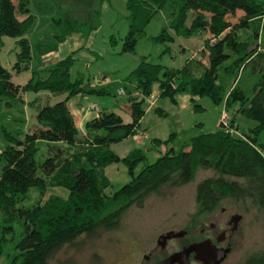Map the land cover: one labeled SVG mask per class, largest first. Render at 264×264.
I'll list each match as a JSON object with an SVG mask.
<instances>
[{"label": "trees", "instance_id": "obj_1", "mask_svg": "<svg viewBox=\"0 0 264 264\" xmlns=\"http://www.w3.org/2000/svg\"><path fill=\"white\" fill-rule=\"evenodd\" d=\"M52 1L60 15L55 23L61 29L58 39L99 25L98 10L93 11L95 18L87 26L86 16L72 17L71 5L62 9L66 0ZM125 8L128 30L120 53L135 51L148 22L163 9L173 15V33L163 28L153 37L155 41L169 43L174 36L189 38L201 31L208 34L198 54L180 68L145 59L138 62L121 85L127 104L119 108L129 114L128 122L114 111L101 110L80 133L68 100L77 94L116 99L118 94L110 86L84 82L81 75L71 80V56L49 67L44 77L31 71L23 85L12 82L11 72L0 61V101L5 105L22 102L25 91L65 94L63 100L50 104L46 99L37 107L38 125L22 138L2 133L0 254H8L9 249L16 252L9 264H77L72 257L57 255L64 248H80L102 232L117 230L126 210L143 207L150 196L160 195L164 189L192 182L199 169L212 170L215 176L196 185L197 213L214 211L222 201L230 200L255 209L264 226V0H125ZM237 11L242 14L231 23L228 17ZM33 25L29 0H0V52L3 37L14 39L18 47L12 66L15 72L30 67L31 47L26 35ZM251 26L242 38L241 32ZM164 51H169V46ZM128 82L134 86L128 88ZM154 84L162 98L174 102L179 93L208 97L221 107L220 115L224 110L233 111V116L242 114L255 124L244 138L219 126L191 137L177 151L167 147L173 133L166 139L153 138V148L163 145L165 149L151 163L145 162L142 148L120 157L110 145L136 135ZM234 121L237 123L232 117ZM117 162L124 164L130 179L108 195L105 190L111 183L105 168ZM54 188L63 189L65 197L54 193ZM239 264H264V246Z\"/></svg>", "mask_w": 264, "mask_h": 264}, {"label": "rangeland", "instance_id": "obj_2", "mask_svg": "<svg viewBox=\"0 0 264 264\" xmlns=\"http://www.w3.org/2000/svg\"><path fill=\"white\" fill-rule=\"evenodd\" d=\"M66 1L62 4V9L67 4L71 5L72 17L76 16V14L86 16L88 21L87 26L92 25L95 18L92 13L94 10H98L96 17L99 20L100 27L97 29L96 39L100 40L103 44L105 37L111 34L117 39V43L114 44L120 45L118 38L124 36L128 30L125 0ZM29 10L34 16V25L26 35L31 47L32 58L30 67L20 72H15L12 68L16 61V53L18 52L14 39L3 37V47L0 52V61L11 72V80L21 85L30 79L31 71L42 67L44 58L49 53H54L59 48L57 39L53 35L58 36L61 33V29L55 24L56 19L60 15L54 1L29 0ZM241 14L240 11H237L235 16L228 18L231 23H236ZM18 17L23 18L25 16L18 14ZM172 18L173 15L169 10H160L146 25L145 33L138 37L133 53H126V56L119 55L116 58H112L107 53L102 56L101 60L103 64L110 61L111 67H115L116 70L118 69V71H111L107 75V78L111 80L110 87L112 89H115L119 84L122 85V81L119 79L124 72L122 67L129 62L128 59L137 62L145 59L148 62L158 63L169 68H180L193 54H198L203 40L208 36L207 32L201 31L189 38L174 36V40L169 43L157 42L153 39L163 28L167 29L169 33H173L170 28ZM89 28H81V32H83V36L86 38L90 35H86L90 32ZM251 28L252 26L244 28L241 32V37H246ZM166 46H169V51L165 52ZM83 53L87 54V51L84 50ZM98 59H100V56H98ZM102 61L98 60L97 62L90 63L81 56L76 57L74 55V62L70 69L71 80L81 75L84 82H87L93 75H99L100 72H95L94 68L96 64ZM102 77L100 74L99 79H95L94 77L95 83L92 82L98 85V80H102ZM249 79L247 77L246 82ZM120 81L121 83H119ZM131 85V82L127 83L128 88H131ZM156 85H153V94L157 92L158 86ZM119 89H122V93H120L121 95H117V105L114 108L118 110L114 112L120 114L123 121L126 122L130 120V116L120 109L119 105L127 104V100L123 88L120 87ZM64 98L65 94L54 96L49 94L48 91H25L22 94V102H19L15 106L10 107L5 105L3 101H0V150L5 146V141L2 137L4 131L11 132L13 135L22 138L23 134L31 132L38 125L35 115L39 105L46 103V99H48L50 104H53ZM100 98L95 95H84V102L88 103V105L91 101L100 103ZM197 98L195 104L202 107L203 110L194 107L192 100L187 105H182L181 101H176L177 104H174L176 102L171 101L169 98H158L154 107L159 108L160 112L150 109L144 120L145 125L150 124L157 131V133L154 132V135L151 136L166 139L173 133L174 136L167 147H172L174 151H177L191 137L202 134V132L214 131V123L218 114H220L221 107L212 104L208 97ZM147 105L148 102L145 103V107ZM109 111L113 110L109 109ZM88 112L97 114V109L91 108ZM224 113L230 121L234 117L233 111L224 110ZM236 118L238 125H236L235 121L231 122L230 127L235 130L232 133L237 137L244 138L249 131L248 127L253 126L255 123L242 114H237ZM200 124L203 129L200 128ZM79 131L82 133V128ZM134 144L135 139L133 136H130L127 140L111 144L110 148L115 154L122 156L135 147ZM141 148L146 155L145 162L151 163L164 152L165 146L161 145L158 148H153L149 141L147 147ZM143 165L144 163L140 164L136 171H139ZM105 174L111 183L105 190V193L108 195L118 190L130 179L126 167L122 162L107 166ZM213 176L215 174L212 170H197L192 182L178 188L164 189L162 194L150 196L143 207H131L126 210L120 227L117 230L102 232L99 237L88 241L80 248H64L57 257H72L77 264H153L165 253L158 248L155 250V241L161 231L170 228L175 230L188 229V227L189 229L198 230L201 223L206 224L213 220V216L209 215V213H197L195 199L196 185L204 178ZM56 192L59 193L58 191ZM220 207L233 208V210L243 215L242 232L239 236V241L220 263L239 264L248 254L263 248V222L259 213L248 204H235L233 201L224 200L218 206V208ZM215 214L218 215L219 211H216ZM196 231H193L191 235L197 237L198 231ZM167 250H171L170 246ZM7 253L0 254V264H9L16 252L13 249H9ZM94 254H96V257H93ZM144 255H147L149 258L144 259Z\"/></svg>", "mask_w": 264, "mask_h": 264}, {"label": "crops", "instance_id": "obj_3", "mask_svg": "<svg viewBox=\"0 0 264 264\" xmlns=\"http://www.w3.org/2000/svg\"><path fill=\"white\" fill-rule=\"evenodd\" d=\"M99 27H100V23H99V25L96 28H94V30L91 29L90 32H88L86 34V35L90 34L87 38L85 36H83L84 35L83 32H80V31L68 34L63 39H58L56 37L57 35H53V37H55L57 39V43L59 45V48L54 53H49L48 56H46L44 58V62H43L42 67L38 68V70H35V71L39 72L40 76L44 77L46 75V70L49 67H52L58 61L66 58L67 56H71L73 59H74V55H76V57L77 56H81L83 59H85L86 61L88 60L90 63L91 62H97L98 60L102 61L101 58H102V56L105 55V53H107L112 58H116L119 55L126 56V53H120L121 44H122V38L124 36L118 38V41H119V44H120L119 46L114 44V43H117V39H116L115 36H113L111 34L107 35L105 37L104 43L102 44L100 40L96 39V33H97V29ZM102 39H104V37H102ZM84 50L87 51V54L83 53ZM196 54L197 53L193 54L192 57L195 56ZM98 56H100V59H98ZM128 60H129V62L125 66L122 67L124 72L120 76L119 80H121V81H123L126 77H128L130 72L138 64V62L135 61V60H132V59H128ZM94 71L95 72H100L99 75L101 74L103 76L102 77L103 79L102 80H98V83H99L98 85L94 84L95 83L94 80L95 79H99V75H93L90 78V80L89 79L87 80V82H89L91 85H94L95 87L96 86H110L111 80H109V78H107V75L111 71L112 72L113 71H118V69L116 70L115 67H111V62L110 61H108L106 64H103V61H102V62H100V63L95 65ZM94 77H95V79H94ZM104 77H106V78H104ZM121 81L119 83H121ZM133 86L134 85L132 84L131 87H133ZM120 87H121V84H119L114 89L115 92H117V90ZM158 92H159L158 89H157V92L154 93V94H153V91H152V96L147 101L148 105L145 108V113H144L143 117L141 118V120L139 122L136 135L133 136L134 139H135V144H134L135 147H133L132 149L141 148V147H147V143L149 141H150V144H151V140L153 138H158L157 136H151V135H154L153 134L154 132L157 133L155 127H153L150 124H146L145 125V121H144L147 112L150 109L151 110H153V109L155 110V108H157V107H154L155 103H157V99L158 98H162V97L159 96ZM133 94H135V93H133ZM99 97H101L100 98V103H97L95 101H91L89 103V105H88V103L84 102L85 101L84 100V95H82V94H77V95L73 96L72 98H70L71 102H70V99L68 100L69 109H70L71 113L74 116V119H75V122H76V125H77L78 129L80 130V128H82V131H81L82 133H84V131H85V129H84L85 123L87 121L91 120V119H94L96 116H98V114L100 113L101 110H106V111H109V109L113 110V111H117L118 110L117 108H114L117 105V103H116L117 99L115 97H113V96H99ZM191 99H193V101L195 102V100H197L198 98L197 97H193L192 98V96H190L187 93H179V94H177L175 96V102L176 101H181V103H183L182 105H187L189 102H191ZM149 102H150V104H149ZM174 104H177V102L174 103ZM91 105H95L96 106L97 114H95V113L92 114V113L88 112L91 109L90 108ZM198 109L199 110H203L202 107H200ZM219 113H220V111H219ZM219 115L220 114H218L216 122L214 123L215 130H217L219 128V125H218ZM234 117H235V119L237 121V118H236L237 115L234 116ZM126 122H128V121H126ZM237 125H238V123H237ZM253 126H251V127H253ZM251 127H248V129L251 128ZM200 128L203 129L201 124H200ZM209 132H213V131H209ZM202 133H206V132H202ZM128 138H130V137H128ZM128 138H126L124 140H127ZM124 155H122V156H124ZM122 156H120V157H122ZM62 190L63 189H61V188H54L53 192L58 194V195H60V196H62V197H65L66 193H65L64 190L63 191ZM56 191H58L59 193H57Z\"/></svg>", "mask_w": 264, "mask_h": 264}, {"label": "flooded vegetation", "instance_id": "obj_4", "mask_svg": "<svg viewBox=\"0 0 264 264\" xmlns=\"http://www.w3.org/2000/svg\"><path fill=\"white\" fill-rule=\"evenodd\" d=\"M216 211H219L218 215L215 214ZM208 213L213 216V220L206 224L201 223L198 230L189 229L188 227V229L175 230L170 228L161 231L155 241V250L158 248L165 253L153 264L192 243L202 241L207 242L216 249L228 248L230 252L239 241V236L242 232L243 215L233 210V208L229 209L227 207H220ZM196 230L198 231V235L194 237L191 233ZM169 246L171 248L170 251L167 250ZM143 257L144 259L149 258L147 255ZM187 261L188 264H203L195 258L194 252L189 254Z\"/></svg>", "mask_w": 264, "mask_h": 264}, {"label": "water", "instance_id": "obj_5", "mask_svg": "<svg viewBox=\"0 0 264 264\" xmlns=\"http://www.w3.org/2000/svg\"><path fill=\"white\" fill-rule=\"evenodd\" d=\"M191 252H194L195 258L203 264H220L226 258L229 249H216L205 241L192 243L155 264H188L187 258Z\"/></svg>", "mask_w": 264, "mask_h": 264}, {"label": "built area", "instance_id": "obj_6", "mask_svg": "<svg viewBox=\"0 0 264 264\" xmlns=\"http://www.w3.org/2000/svg\"><path fill=\"white\" fill-rule=\"evenodd\" d=\"M120 93H122V89H119L117 91L118 95H121ZM90 108H96L95 105H91ZM219 126H221V128L225 129V130H229L230 132L235 131L234 129H232L231 126V121L227 118V115L224 113V111H222L220 118H219Z\"/></svg>", "mask_w": 264, "mask_h": 264}]
</instances>
